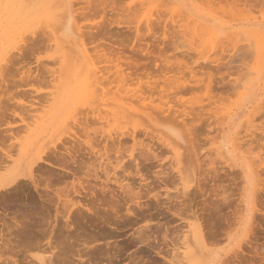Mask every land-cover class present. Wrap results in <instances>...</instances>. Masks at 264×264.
Masks as SVG:
<instances>
[{
  "label": "rangeland",
  "instance_id": "374dc122",
  "mask_svg": "<svg viewBox=\"0 0 264 264\" xmlns=\"http://www.w3.org/2000/svg\"><path fill=\"white\" fill-rule=\"evenodd\" d=\"M25 1L28 4L27 0H0V149L3 146V136L12 132L15 135L12 136L18 137L19 134V138L31 135L27 147L28 156L21 161V167L25 169L41 148H47L48 151L58 146L63 149L61 144L69 140L67 146H71L70 137L74 134L75 137L81 136L78 137V144H82L81 148L85 147L86 150H83L87 152L86 146L80 143L85 140L84 131L79 132L86 127L91 144L96 150L111 144L108 147L113 146L112 149H116L118 153L110 152L111 160L108 163L104 158V164L100 161L103 167L107 163V170L108 167L112 170H108L110 182L102 180L105 175L101 170L96 171L99 178L103 176L97 181L94 177H85L86 166L80 165L81 168H86L82 172L81 168L80 171L77 170L81 158L86 155H83L82 150L80 153L83 156L76 155V158H80L74 163L78 166V172L73 164L69 165L77 172L79 183L83 179L82 186L88 187H85L88 194L82 191L84 205L88 201H95L94 207H98L101 202L104 204L94 208L93 204L88 203L90 211L81 208L83 212L79 210L82 214L80 223L72 225L69 231L71 237L67 235L65 228L60 229L65 226L64 221L55 218L53 209H46L49 201L56 200L52 193L55 192L54 189L57 191L62 188V192L65 189L64 193L67 194L72 192L71 188L77 179H74L71 168L67 171L45 163L32 166L33 175L37 174L38 177L35 176L34 181L38 180L40 186L37 191H42L40 197L29 185L30 182L22 180L19 190L27 186L30 189H23L26 191H23L25 196L18 193V202L13 201L16 205L9 207L8 211H14L24 201H30L31 206L38 209H33L28 202L27 205L24 202L22 211L27 213L28 209L32 210L28 213L34 216V220L37 216L36 222L45 227L46 234H49L44 240L48 236L50 243H54L61 238H58V233L62 236L61 240L67 237L64 239L66 241H58L57 244H63L61 246L65 251L62 253V257H65L59 259V264H73L75 261L70 259V255L72 252L75 255L74 252L80 249V245V251L83 250L82 254L86 253L90 264H195L194 259L181 254L187 245L182 244V239L186 238L184 234H189L188 238H191V244L188 245L190 249L199 252L194 255L197 257L202 253L193 241L195 225H199L203 233L206 232L204 243L212 264H264V113L261 115V110H264V30L257 24L264 20V5H257L254 0H70L73 11L75 10L73 16L77 19L72 22L74 25L70 24L71 29L69 27L66 30L65 26L62 29L60 25L65 8L62 0H30L28 7ZM160 12L162 16L158 14ZM150 21L154 24L152 28L149 27L153 29L152 33L146 29L150 26ZM84 30H88L86 33L89 38L82 32V39L92 38L90 41L86 39L81 42V37H76ZM222 37L226 40H221ZM149 55H152V61L148 60ZM116 58L138 64L139 71L134 70L137 74L133 73L122 81L114 73ZM125 67L127 68L123 66V69ZM92 72L98 74L94 75ZM125 73H129L127 69ZM162 79L165 85L163 81L160 82ZM146 81L149 84L159 82V87L166 86L162 87L164 92L167 91V95H164L166 97L159 99L157 93L153 95L147 92L144 84ZM169 83L174 90L169 88ZM140 92L147 93V100L143 97L144 104L142 99L138 103L139 97L144 95ZM131 94L133 97L130 100L135 102L127 100ZM137 95L138 98L135 97ZM150 96H153L152 99ZM125 103L133 108L129 111V116L132 113L130 117L122 113ZM146 104H149L148 110ZM159 108L164 112L158 111ZM204 108L206 109L203 110ZM135 115L137 117H133ZM198 115L201 117H197ZM209 115L213 118L209 119ZM25 119L26 122H21ZM186 120L192 123H185ZM24 123L30 124L28 134L20 130ZM178 124L181 127L184 124L187 126L180 128ZM6 130L8 133L4 134ZM132 132L135 142L128 137ZM120 140L122 143L119 145ZM15 142H6V145ZM220 144L227 151L228 160L218 155L216 148ZM129 149L133 150V157H129ZM117 156L119 160L123 158L121 165L128 170L129 175L126 173L123 176L120 168L114 169L115 166H111L112 162L115 164ZM87 159L88 166V154L82 163H86ZM39 164L43 167L40 165L37 168ZM41 169L47 174L43 175L44 170ZM137 169L147 180V187L134 175ZM91 174L93 171L89 173ZM114 178H119V181L125 179L122 184H132L130 186L133 192L123 194L112 183ZM43 180L47 182L49 189H42L41 186L45 184ZM104 185L108 186L101 192L100 188ZM74 186L77 188L78 184ZM12 190L9 192L15 193L16 190ZM94 190L100 191V194ZM5 193L2 192L1 195ZM64 193L62 194L65 195ZM130 195L141 198L135 200L131 196L128 201ZM68 196L71 199L78 198V201L81 197L72 193ZM107 202L112 203V207L116 204L115 209H108L111 206ZM40 203H43L41 206H46L40 208ZM107 206L109 207L106 208ZM127 208L133 212L131 215L126 214ZM105 210L109 214L101 213ZM79 212H73L74 217L71 215V218H76L78 215L75 214ZM35 214L40 215L47 223L44 222L43 225V221L38 220L41 219L40 216ZM176 214L181 215L182 220ZM48 231L53 233L52 237L58 236L53 239ZM210 232L216 234V237ZM138 233L149 239L139 244L136 240ZM11 240L13 236L10 242L15 244V240ZM49 240L45 242L42 239L38 243L42 245L44 242L43 245H46ZM65 242H70L74 248L71 250V246ZM158 252L166 259L158 256ZM14 256H5L10 260L9 264L12 261L13 264L21 262H17L19 257ZM182 257L190 262L183 261Z\"/></svg>",
  "mask_w": 264,
  "mask_h": 264
},
{
  "label": "bare ground",
  "instance_id": "6f19581e",
  "mask_svg": "<svg viewBox=\"0 0 264 264\" xmlns=\"http://www.w3.org/2000/svg\"><path fill=\"white\" fill-rule=\"evenodd\" d=\"M28 1V4L26 3V1L24 2V3H26L27 4V7L29 6V1L30 0H27ZM31 2H33V1H31ZM254 2H256L257 3V5H259V4H261V5H264V0H254ZM62 3H64L63 5H65L64 7V16H62V20H63V22L61 23L60 22V25H61V28L63 29V26H65L66 27V30H69V27H70V29H71V23L75 20L76 21V19L74 18V16H73V14H74V12H75V10L73 11V7H72V3H71V1L70 0H62ZM54 4V3H53ZM25 5V4H24ZM45 5V4H44ZM254 6H256V5H254ZM9 7V6H8ZM24 7V6H23ZM253 7V6H252ZM263 7V6H262ZM254 8H258V7H254ZM26 9V8H25ZM24 9V10H25ZM261 9V8H260ZM27 10V9H26ZM133 11H135V10H133ZM158 12V11H157ZM40 14V13H39ZM159 15L161 14V12L160 13H158ZM2 15V14H1ZM25 16V15H24ZM160 16H162V14L160 15ZM42 17V16H41ZM24 18V17H23ZM44 18V17H43ZM21 20V19H20ZM31 20V19H30ZM155 20V19H154ZM40 21H42L43 23H44V21L43 20H40ZM153 21V20H152ZM161 21V20H160ZM22 22H23V19H22ZM42 22H41V24H42ZM155 22H156V20H155ZM158 22H159V20H158ZM149 23H153V22H149ZM148 23V24H149ZM161 23V22H160ZM40 24V25H41ZM150 24V26L148 25V27L146 28L147 29V31L148 32H151L153 29H151L152 27L151 26H154V24H152L151 25ZM157 24V23H156ZM162 24V23H161ZM257 24H258V26L261 28V29H263L264 30V20H262L261 22H257ZM43 25V24H42ZM67 25V26H66ZM70 25V26H69ZM72 25H74L73 23H72ZM200 25V24H199ZM199 25H197V26H199ZM42 27V26H41ZM149 27H151V28H149ZM180 27V26H179ZM196 27V26H195ZM40 28V27H39ZM82 28V27H81ZM20 29V28H19ZM85 29H87V27L85 28ZM66 30H64L65 32H66ZM88 31V30H87ZM87 31H81L79 34H81V35H79V34H77V36L76 37H78L79 39H80V37L82 36V37H84V34H82V32H85V35L87 34V37H88V33H86ZM21 32V31H20ZM23 32V31H22ZM90 33V32H89ZM152 33V32H151ZM22 35V34H21ZM226 35V34H225ZM89 36H91V34L89 35ZM227 36H229V35H227ZM227 36H224L225 38H227ZM26 37V36H25ZM82 37H81V39H82ZM224 37H222V39L221 40H224L225 38ZM231 37V36H230ZM229 37V38H230ZM78 38H76V39H78ZM89 38V37H88ZM88 38H86L87 39V41H90L92 38H90V40H88ZM224 38V39H223ZM86 39H82L81 40V42L82 41H84V40H86ZM218 39H220V38H218ZM28 40V39H27ZM226 40V39H225ZM23 41H24V38H23ZM26 41V40H25ZM93 41V40H92ZM17 42V41H16ZM78 41L76 40V43H77ZM222 42V41H221ZM230 42V41H229ZM13 43V42H12ZM15 43V42H14ZM84 43V42H83ZM82 43V44H83ZM88 43V42H87ZM89 43H91V42H89ZM216 44V43H215ZM218 44V43H217ZM221 44V43H220ZM79 45V44H78ZM86 45V44H85ZM214 45V44H213ZM19 47V46H18ZM18 47H17V50H19L18 49ZM21 47V46H20ZM219 47V46H218ZM217 47V48H218ZM9 48V47H8ZM215 48H216V45H215ZM86 49V48H85ZM94 49H95V47H94ZM93 49V50H94ZM214 49V48H213ZM87 52H89V50H86ZM219 51V50H218ZM2 52V51H1ZM6 52V51H5ZM94 52V51H93ZM98 53V52H97ZM235 53H236V50H235ZM14 54V53H13ZM151 54V53H150ZM11 55V54H10ZM95 56V55H94ZM152 55H149L148 57H149V61H152L153 60V57H151ZM79 57V56H78ZM93 57V56H92ZM146 57H147V55H146ZM150 57H151V59H150ZM9 58V57H8ZM8 58H5V59H8ZM91 58V57H90ZM99 58V57H98ZM95 59H96V57H95ZM93 60V59H92ZM5 61V60H4ZM6 61H9V60H6ZM113 61V60H112ZM106 62V61H105ZM114 65H113V68L116 70L114 73H115V75H117L119 78H121V80L122 81H124L125 80V77L126 78H129L131 75H133V73L134 74H137L136 72H138L139 71V65L138 64H136V63H129L127 60L125 61H121L120 60V58H116L115 60H114ZM125 62V63H124ZM7 63V62H6ZM112 63V62H111ZM4 64V63H3ZM96 64V63H95ZM123 64H126V65H123ZM149 64H150V62H149ZM6 65V64H5ZM123 66H127V68L125 67L124 69H123ZM145 66V65H144ZM2 67V66H1ZM150 67V66H149ZM138 68V69H137ZM146 68H147V66H146ZM1 69V68H0ZM126 69H127V71L129 72V73H125V71H126ZM148 69V68H147ZM136 71V72H133V71ZM138 70V71H137ZM149 70V69H148ZM145 71V70H144ZM100 72V71H99ZM54 73V72H53ZM94 75L96 74H98V72L96 73V72H92ZM167 74V73H166ZM182 74V73H181ZM165 75V74H164ZM174 76V75H173ZM164 77V76H163ZM172 77V76H171ZM56 77H54V79H55ZM140 81V80H139ZM164 82V80L162 79L160 82ZM166 81V80H165ZM171 82V81H170ZM157 83H159V82H156V81H154L153 83H151V84H149L147 81L144 83L145 84V86H146V91L147 92H149V93H151V94H153L154 95V93H157L158 95V97H159V99H163V97H164V95H167L165 92H167V91H165L164 92V90L162 89V87L165 85V82H164V85H163V83H162V87H159L160 86V84H159V86L157 85ZM170 84L171 83H169L168 84V86H169V88H174V87H170ZM153 85V86H152ZM166 85H167V83H166ZM172 85V84H171ZM168 86H167V88H168ZM164 87H166V86H164ZM181 87V86H180ZM167 88H164V89H167ZM177 88V87H176ZM180 89H182V88H180ZM168 90V89H167ZM174 90V89H173ZM176 90V89H175ZM178 90V89H177ZM182 91V90H181ZM184 91V90H183ZM182 91V92H183ZM163 92L165 93V94H163ZM174 92V91H173ZM177 92V91H176ZM210 92V91H209ZM139 93V92H138ZM141 93V95H143L141 98L137 95V96H135L136 98H138L139 97V99H138V103H139V100L140 99H142L143 101H142V104H144L143 102L145 101V95L147 94L146 92H140ZM146 93V94H145ZM180 93V92H179ZM178 93V94H179ZM211 93V92H210ZM136 94V92L134 93V95ZM175 94V93H174ZM178 94H176V95H178ZM133 94H131L130 96H128V101L130 100V97H133L132 96ZM163 95V96H162ZM169 95V94H168ZM172 95H173V93H172ZM171 95V96H172ZM148 96H149V94H148ZM148 96H147V98H148ZM143 97L145 98V99H143ZM151 97V99H152V97L153 96H150ZM166 97V96H165ZM164 97V98H165ZM136 98H135V100H136ZM172 98V97H171ZM211 98H213V97H211ZM47 99V98H46ZM158 99V98H157ZM175 99V98H174ZM126 100V99H125ZM147 100V99H146ZM149 100H150V98H149ZM171 100V99H170ZM132 101H134V100H132ZM131 100H130V102H132ZM167 101H168V99H167ZM135 102V101H134ZM150 102V101H149ZM152 102V101H151ZM150 102V103H151ZM171 102V101H170ZM173 102V101H172ZM134 104V103H133ZM160 104V103H159ZM161 104H163V103H161ZM209 104V103H208ZM213 104V103H212ZM260 104V103H259ZM31 105V104H30ZM140 105V104H139ZM149 105V104H148ZM147 104H146V109H147V106H148ZM164 105H166V103L164 104ZM209 105H211V104H209ZM32 106V105H31ZM162 106V105H161ZM28 107H30V106H28ZM39 107H42V106H39ZM209 107V106H208ZM263 107V106H262ZM261 107V108H262ZM35 108H37V107H35ZM149 108H150V106H149ZM151 108H153L154 110H157V109H155L153 106L151 107ZM198 108H199V106H198ZM201 109H202V107H200ZM264 108V107H263ZM27 109V107H25V110ZM39 109V108H38ZM122 109H123V111H122V113H126L127 114V116H129L128 114H129V111L130 110H133V108H131L130 107V104H128V103H125V105L124 106H122ZM152 109V110H153ZM206 108H204L203 110H205ZM214 109V108H213ZM219 109V108H218ZM28 110V109H27ZM26 110V112H28ZM31 110H32V108H31ZM31 110H29V111H31ZM41 110V109H40ZM148 110V109H147ZM170 110V109H169ZM192 110H193V108H192ZM216 110V112H217V109H215ZM258 110H259V107H258ZM32 111H34V108H33V110ZM37 111V110H36ZM36 111H35V113H36ZM39 111V110H38ZM158 111H160V112H162L163 110H162V108H159V110ZM166 111V110H165ZM173 111V110H172ZM194 111H196V110H194ZM200 110H198V112H199ZM262 111V113H261V115L264 113V110H261ZM40 112V111H39ZM90 112V111H89ZM89 112H88V114H89ZM119 112V111H118ZM160 112H159V114H160ZM164 112V111H163ZM183 112V111H182ZM198 112H194V113H198ZM203 112V111H202ZM206 112V111H205ZM204 112V113H205ZM211 112V111H210ZM87 113V112H86ZM166 113V112H165ZM181 113V112H180ZM212 113V112H211ZM117 114H119V113H117ZM132 114V113H131ZM130 114V116H132ZM161 114H163V113H161ZM214 114V113H213ZM216 114V113H215ZM214 114V115H215ZM148 115V118H149V120L150 121H152L153 122V120L150 118V116H149V114H147ZM193 115V114H192ZM197 115V114H196ZM201 115H203L202 113H201ZM205 115V114H204ZM208 115V114H207ZM216 115H218V113L216 114ZM260 115V114H259ZM126 116V115H125ZM129 116V117H130ZM178 116L180 117V114H178ZM182 116V115H181ZM34 117V116H33ZM108 117H109V115H108ZM133 117H137L136 115L135 116H133ZM197 117H201L200 115H198ZM196 117V118H197ZM227 117H229V114L227 115ZM31 118H32V116H31ZM35 118H37V117H35ZM110 118V117H109ZM119 118V117H118ZM213 118V116H211L210 117V115H209V119H212ZM22 119V118H21ZM30 119V118H29ZM83 119H84V117H83ZM89 119V118H88ZM129 119V118H128ZM188 119V118H187ZM193 119H195V118H193ZM31 120V119H30ZM118 120H120V118L118 119ZM126 120V119H125ZM165 120V119H164ZM78 121V120H77ZM182 121H183V119H182ZM190 121V120H189ZM188 120H186L185 121V123L186 122H189ZM20 122V121H19ZM21 122H26V119H25V121L24 120H21ZM32 122V121H31ZM81 122V121H80ZM110 122V121H109ZM129 122H130V120H129ZM128 122V123H129ZM191 122V121H190ZM189 122V123H190ZM195 122H197V121H195ZM195 122H193V123H195ZM79 123V122H78ZM126 123H127V121H126ZM189 123H187V124H189ZM192 123V122H191ZM25 125L23 126V127H21L22 129H20V128H17V130H22V132L25 134H28V131H29V126H30V124H27V123H24ZM84 124V123H83ZM119 124H121V123H119ZM178 125H180V124H178ZM185 125L186 124H184V127H185ZM85 126V125H84ZM182 125H180L179 127L180 128H184V127H181ZM187 126V125H186ZM248 126H250V125H248ZM190 127V126H189ZM192 127V126H191ZM190 127V128H191ZM251 127H252V125H251ZM254 127V126H253ZM252 127V128H253ZM247 128V127H246ZM255 128V127H254ZM76 129H78V128H76ZM80 129V128H79ZM81 129H83L82 131H80L79 130V132H83L84 131V138H85V140H84V142L81 140L80 141V143H83L85 146H86V148H87V152H85L84 150H86V149H84V148H81V145L82 144H78V141H79V138L81 137V136H78V137H75V134H74V136L73 137H70L71 138V146H67V143L68 142H70V140L66 143V141H65V143L64 144H61L62 145V148L63 149H61V151H60V149L58 148V146H55V147H53L52 149H49L48 151L46 150L47 148H41L36 154H35V156L33 157V159L32 160H30L29 161V163H28V165H27V167L25 168V169H23L22 167H21V161L22 160H25V158L28 156V153H29V149L27 148L28 147V145H29V143H30V141H29V138L31 137V135H30V137H20L19 138V134H18V132H17V134H18V137L16 136V137H14L15 135H14V132H12V134L14 135V136H12V134L10 133L9 135H6V136H3L2 137V141H3V146H2V148L0 149V243H1V246L0 247H2V250L0 249V264H9V262H10V260H8V257L6 258L5 256H8V255H15L14 257H19V259H18V261L17 262H20L19 264H59L60 262H58L59 261V259H61V258H64V257H62V253H64L65 251L62 249V247L63 246H61V245H63V244H60V245H58L57 246V244H59L58 243V241H63L65 238L67 239V237H63V240H61L62 239V236H60V234L58 233V238L59 237H61V238H59V239H56L55 241L56 242H54V240H52L54 243H50V238H48V236H47V239L49 240L48 242H47V244L46 245H43V243H42V245H41V243H38L39 241H42V239H43V241H45L46 242V240H44L45 239V237H46V235H49L48 233L46 234V232L47 231H45L44 229H45V227H43V226H41L39 223H37L36 222V219H37V216H36V218H35V220L33 219V217L31 216V214H29L28 213V211L30 212V211H32V210H30V209H28V211H27V213H26V211H22V206H23V203L25 202H21L22 203V205L20 204V203H18V204H20L21 206H18V208L16 209V210H14V211H12L11 210V212L10 211H8V208L9 207H11V206H14V205H16V204H14V202L13 201H15L16 200V203L18 202V200H19V198H18V193H23V191H25L26 189H27V187H23V189H25V190H19V187L21 186V185H19L20 184V182L22 181V180H26V181H28V182H30V184L29 185H31V187H33L35 190L34 191H37L38 190V187L40 188V186L38 185L39 184V182H38V180H36L38 183L36 184V181H34V177L36 176L37 177V174L36 175H33V169H32V166H34V165H36L37 163H45V164H47V165H51V166H54V167H57V168H59V169H62V170H67V169H70V170H72L73 168L72 167H69V165L71 164H73L74 166H75V162L78 160L77 158H80L81 156H83V155H85V153H86V155L88 154V158H89V164H88V166H87V163H88V159L86 160L87 162L85 163H82V160L84 161V157L86 156H84L83 158H81L82 160H81V163L79 164V163H76V164H79V169H77V170H79L80 171V165H84V167L86 166L87 167V169L86 168H84V169H86L87 170V172H85L86 174H85V177L86 178H91V177H94V180H99L100 178H102V177H98V175H97V172L96 171H98V170H101V171H103L104 172V175H105V179H102V180H106V181H109L110 182V180L111 179H109V173H110V171L112 172V170L111 169H109V167H108V170H110L109 172H108V170H107V166H109V165H107V163L111 160L110 159V157L111 156H109V153L111 152H113L114 154H117L118 152H117V150L115 151L114 149H112V147H110L111 146V144H108V145H110L109 147H108V145L107 146H103V148L102 149H98V150H96V148H94V146H92L93 145V143L91 144V141H90V138H89V136H88V134H87V130H86V127H83V128H81ZM8 130V129H7ZM5 131V133L4 134H7L8 133V131ZM222 130H223V128H222ZM256 130V129H255ZM11 130L9 129V132H10ZM15 131V130H14ZM190 131V130H189ZM249 131V130H248ZM262 131V130H261ZM223 132V131H222ZM262 132H264V131H262ZM2 133H3V131H2ZM126 133V132H125ZM129 133H131V132H129ZM252 133V132H251ZM127 134V133H126ZM260 134H261V132H260ZM91 135V134H90ZM123 135H125V134H123ZM248 135V134H247ZM72 136V135H71ZM119 136V135H118ZM130 136V138H131V140L133 141V142H135V137H134V134H133V132H132V134H130V135H128V137ZM250 136V135H249ZM248 136V137H249ZM137 137V136H136ZM262 137H264V136H262ZM245 139H246V137H244ZM243 138V139H244ZM255 138V137H254ZM98 139V138H97ZM264 139V138H263ZM249 140V139H248ZM252 139H250V141H251ZM259 140V139H258ZM262 140V139H261ZM260 140V141H261ZM12 141H16L15 143H11L10 145H6V142H12ZM29 141V142H28ZM63 141V140H62ZM103 140H101V142H102ZM115 141V140H114ZM114 141H112V142H114ZM121 141V140H120ZM243 141V140H242ZM254 141V140H253ZM255 141L257 142V139H255ZM104 142V141H103ZM116 142V141H115ZM252 142V141H251ZM109 143V142H108ZM118 143V142H117ZM122 143V141L119 143V145ZM101 144H103V143H101ZM116 144V143H115ZM247 144H248V142H247ZM252 144H254V143H252ZM118 145V146H119ZM135 145V144H134ZM133 145V146H134ZM251 145V144H250ZM115 146V145H114ZM235 146V145H234ZM239 146V145H238ZM238 146H237V148H238ZM242 146V145H241ZM259 146V145H258ZM83 147V146H82ZM249 147V146H248ZM58 148V149H57ZM115 148V147H114ZM121 148V147H120ZM242 148V147H241ZM261 148V147H260ZM263 148V147H262ZM84 149V150H83ZM217 153H218V155L219 156H223L224 158H225V160L227 159L228 160V157H227V151L224 149V146L222 145V144H220L217 148ZM264 149V148H263ZM57 150H59V151H57ZM84 151V154L82 155L81 153H80V151ZM239 150V149H238ZM251 150V149H250ZM119 151V150H118ZM128 152H130L129 153V157H133V155H132V153L131 152H133V150L131 151L130 149H129V151ZM81 154V155H80ZM251 154V153H250ZM76 155H80V157H77L76 158ZM141 155V154H140ZM92 156V157H91ZM144 156V155H143ZM76 158V159H75ZM91 158H93V159H91ZM103 158H104V160L107 162L106 163V165H104V167L102 166L104 163V161H102L103 160ZM113 158V157H112ZM86 159V158H85ZM135 159V158H134ZM76 160V161H75ZM90 160H91V162H90ZM119 157L117 156V157H115V164H113V162H112V164H111V166L112 165H114L115 167H114V169H117V168H120L121 169V173H122V175L124 176V174H126L127 173V171L124 169V166H122L121 165V163H122V160H123V158H121L119 161ZM100 161H102V163L103 164H100L101 162ZM134 161H136V160H134ZM97 162V166H95V163ZM179 162H180V159H179ZM94 164V165H93ZM179 164V163H178ZM40 165L41 164H39V166L37 167V168H39L40 167ZM70 165V166H71ZM42 166V165H41ZM73 166V167H74ZM36 167V166H35ZM43 167V166H42ZM78 167V166H77ZM76 166H75V170H76V168H77ZM96 167V168H95ZM93 169L92 171H93V174H91V175H89V173L90 172H92V171H90L89 172V170H91V169ZM83 168H81V172L84 170H82ZM89 169V170H88ZM34 170H35V168H34ZM42 171L44 170V169H41ZM75 170H72L74 173L72 174L73 176H74V179L76 178L77 179V181H76V183L78 184V189L76 188V186H74V185H76V183L73 185V187L71 188L72 189V192L70 191L69 193H72L74 196H76V197H80V199L83 197L82 196V191L84 192L85 191V187L86 188H88L87 186H82V182L84 181L83 179H82V182L81 183H79V179L80 178H78L77 177V172H75ZM107 170V171H106ZM37 171H38V169H37ZM68 171V170H67ZM120 171V170H119ZM179 172H180V170H178ZM39 172H41V171H39ZM44 172V174L43 175H46L47 173L45 172V170L43 171ZM42 172V173H43ZM51 172V171H50ZM68 173H71V171L70 172H68ZM100 173V172H99ZM113 173H115V172H113ZM58 174V173H57ZM83 174V173H82ZM117 174V173H116ZM115 174V175H116ZM130 173H127V175H129ZM49 175V174H48ZM63 175V174H62ZM65 175H67V174H65ZM71 175V174H70ZM69 175V176H70ZM79 175V174H78ZM118 175V174H117ZM134 175H136L139 179H140V182L145 186V187H147L148 185H145V184H147V180L145 179V178H143V175L141 174V172H140V170L139 169H137L136 170V174H134ZM51 176H52V174H51ZM54 176V175H53ZM60 176V175H59ZM64 176V175H63ZM72 176V177H73ZM99 176H100V174H99ZM122 176V177H123ZM169 176V175H168ZM55 177V176H54ZM79 177H81V176H79ZM127 177V176H126ZM38 178V177H37ZM36 178V179H37ZM60 178V177H59ZM64 178H66V176L64 177ZM82 178V177H81ZM120 178V177H119ZM119 178L117 179V178H114V180H113V182L112 183H114L117 187L116 188H118V190L119 191H121L123 194L125 193L126 194V192H133V188L131 187L132 186V184H122L123 183V181L125 180V179H123L122 181H119ZM56 179H57V177H56ZM61 179H62V177H61ZM67 179V178H66ZM73 179V178H72ZM164 179V178H163ZM163 179H162V181H163ZM39 180H41L42 181V179H39ZM138 180V179H137ZM40 181V182H41ZM43 181H45V180H43ZM62 181H64V180H62ZM69 181H70V178H69ZM75 181V180H74ZM89 181V180H88ZM24 182V181H23ZM61 182V181H60ZM90 182V181H89ZM27 183V182H26ZM45 184H43V185H46V186H41V187H43L42 189L44 190V188H46V189H49V186H47V182L45 181L44 182ZM50 183V182H49ZM48 183V184H49ZM85 183V182H84ZM87 183V182H86ZM96 183V182H95ZM128 183V182H127ZM22 184V183H21ZM90 184V183H89ZM108 184V183H107ZM63 185V184H62ZM93 185H95V184H93ZM97 185H98V182H97ZM101 185H103V184H101ZM131 185V186H130ZM140 185V184H139ZM163 185H166V183H164L163 182ZM19 186V187H18ZM100 186V185H99ZM105 186V187H104ZM103 186V188H100V191L101 192H104L105 191V188L108 186H106V185H104ZM142 186V185H141ZM16 187H18V188H16ZM90 187H92V185L90 186ZM134 187V186H133ZM166 187H167V185H166ZM22 188V187H21ZM29 189H30V187H28ZM109 188V187H108ZM141 188H143V186L141 187ZM140 188V189H141ZM12 189H15L16 191H15V193H13V194H11L9 191L10 190H12ZM17 189H18V191H17ZM50 189H51V187H50ZM54 189V187L52 188V190ZM62 188H60V190H61ZM64 189V188H63ZM67 189V188H66ZM70 189V190H71ZM28 190V189H27ZM51 190V191H52ZM60 190H55L54 189V191L55 192H52V193H54L55 194V196H56V200L54 201V199H53V196H52V198L51 199H53V200H51V201H49L48 202V207L46 208L47 210L49 209V207H50V209H53L54 210V212H55V218H57L58 217V219L57 220H63L64 221V225L65 226H61L62 228H60V229H63V228H65L67 231H68V233H67V235H69V231L72 229V225H76L77 226V224H79L80 223V221H79V219L81 218V216H82V214L79 212V210H81V212H83L82 211V209L81 208H84L86 211H90V209L87 207V204L90 202V201H88V202H86L85 204L86 205H84V201H83V199H81L82 201H83V205H81V202H80V199H79V201H78V198H75L74 199V197H73V199H71L69 196H68V194L67 193H64L65 192V189H64V192H62V190L60 191ZM89 190V189H88ZM90 190H92L91 188H90ZM99 190V189H98ZM98 190L96 191V190H94V191H96V192H98ZM110 190V189H109ZM112 190V189H111ZM117 190V189H116ZM12 191H14V190H12ZM29 191V190H28ZM27 191V192H28ZM31 191V190H30ZM94 191H90V192H94ZM99 191V192H100ZM113 192H115V190H112ZM8 193V195H6V196H4V195H1V193ZM42 192V191H41ZM40 192V193H41ZM68 192V191H67ZM85 192H87V191H85ZM98 192V193H99ZM129 192V193H130ZM24 193H26V191L24 192ZM24 193H23V195H24ZM29 193V192H28ZM38 191H37V194L39 195L40 194ZM62 193H64L65 195H63ZM98 193H96V194H98ZM109 193H111V192H109ZM128 193V194H129ZM140 193V192H139ZM147 193V192H146ZM62 194V195H61ZM87 194H88V192H87ZM94 194V193H93ZM100 194V193H99ZM112 194V193H111ZM119 194V193H118ZM121 194V193H120ZM119 194V195H120ZM127 194V195H128ZM148 194H149V192H148ZM37 195V196H38ZM45 195V197H46V193L44 194ZM52 195V194H51ZM50 194H49V196H51ZM71 195V194H70ZM83 195H85V197L87 196L85 193L83 194ZM117 195V194H116ZM118 195V196H119ZM21 196V195H20ZM25 196V195H24ZM32 196V195H31ZM54 196V197H55ZM112 196V195H111ZM121 196V195H120ZM131 196H132V198H131ZM148 196V195H147ZM39 197H40V195H39ZM44 198V196H41V198ZM95 197V196H94ZM97 197H99V196H97ZM113 197V196H112ZM115 197V196H114ZM117 197V196H116ZM155 197V196H154ZM21 198H23L22 196H21ZM33 198V197H32ZM40 198V199H41ZM88 198V197H87ZM90 198H92V197H90ZM133 199L134 197H133V195H130V197L128 198V201H129V199ZM141 197L139 196V198H134L135 200L136 199H140ZM18 199V200H17ZM24 199V198H23ZM27 199V198H26ZM101 199V198H100ZM225 199V198H224ZM223 199V200H224ZM25 200V199H24ZM28 200V199H27ZM26 200V201H27ZM29 200H31V198L29 197ZM42 201H43V199H41ZM50 200V199H49ZM86 200V199H85ZM47 201V200H46ZM93 201V200H92ZM98 201H100V200H98ZM97 201V202H98ZM108 201H110V200H108ZM130 201H132V200H130ZM28 202V204H30V206H31V203H29L30 201H27ZM27 202H25V204L27 203ZM93 202H95V201H93ZM93 202L92 203H89V205L91 204H93ZM111 202V201H110ZM34 203V202H33ZM32 203V204H33ZM44 203H45V199H44ZM96 203V202H95ZM100 203V202H99ZM101 203H103V202H101ZM99 204V205H97L98 207L99 206H101L102 207V205L104 206V204ZM105 203V202H104ZM117 203V202H116ZM123 203V202H122ZM131 203V202H130ZM34 204H36V203H34ZM41 204H43V203H40V208L41 207H44V206H46V205H44V206H41ZM107 204L108 205H110L111 206V204L112 203H109V202H107ZM115 204V203H114ZM126 204V203H125ZM136 205H138V203L136 202L135 203ZM27 205V204H26ZM94 205H96V204H93V206L92 207H94ZM124 205V204H123ZM25 206V205H24ZM23 206V207H24ZM30 206H29V208H30ZM33 206V205H32ZM31 206V207H32ZM35 206V205H34ZM38 206V205H37ZM105 206H106V204H105ZM113 206V205H112ZM109 207V206H107L106 208H108V209H115V207H116V204L114 205V207ZM125 206V205H124ZM26 207H28V206H26ZM91 207V206H90ZM91 207V208H92ZM96 207V206H95ZM94 207V208H95ZM98 207H96V208H98ZM100 207V208H101ZM21 208V209H20ZM33 208V207H32ZM39 208V209H40ZM169 208V207H168ZM14 209V208H13ZM33 209H38V208H33ZM44 209V208H43ZM42 209V210H43ZM111 209V210H112ZM24 210V209H23ZM26 210H27V208H26ZM47 210H45L44 209V212L46 211V214H47V212H48V214H49V211H47ZM52 210V211H53ZM93 211L94 210H96V211H100V209L98 210V209H92ZM91 210V211H92ZM110 210V211H111ZM168 210V209H167ZM106 211H108V210H105L104 212L102 211L101 213H105ZM109 211V212H110ZM114 211V210H113ZM125 211V210H124ZM171 211V210H170ZM12 213L11 215H12V217H11V215H9L10 213ZM73 212H79V214H75V215H78L76 218H74V219H72L71 218V215H72V213ZM114 212H116V210L114 211ZM172 212V211H171ZM50 213H51V211H50ZM101 213H100V215H101ZM106 213H108V212H106ZM133 212H131V209H129V208H127L126 209V214L127 215H131ZM175 213V212H174ZM33 214H34V212H33ZM81 214V215H80ZM92 214H94L93 212H92ZM109 214V213H108ZM35 215H38V214H35ZM52 215H54V213L52 214ZM106 215V214H105ZM114 215V214H113ZM40 215H38V217H39ZM44 216V215H43ZM47 216V215H46ZM50 216V215H49ZM60 216V217H59ZM73 217H74V215H72ZM176 216H178V217H180L181 215H179V214H176ZM51 217V216H50ZM94 219H95V217H94V215L92 216ZM91 217V218H92ZM182 217V216H181ZM181 217H180V219H181ZM39 218H41V216L39 217ZM44 218V217H43ZM47 219V218H46ZM97 220H98V217L96 218ZM197 219V218H196ZM38 220H44V219H38ZM37 220V221H38ZM57 220H56V222H57ZM108 220H110V219H108ZM107 220V221H108ZM182 220V219H181ZM198 220V219H197ZM50 221V220H49ZM54 221V220H53ZM44 222L45 221H43V225H44ZM51 222V221H50ZM55 222V223H56ZM60 222V221H59ZM40 223H41V221H40ZM45 223H47V222H45ZM54 222H52L51 224L53 225V226H55L54 224H53ZM103 223H105V222H103ZM105 224H109L108 222H106ZM46 225V224H45ZM52 225L50 226V227H52ZM41 226V227H40ZM236 226V225H235ZM43 227V228H42ZM49 227V228H50ZM212 227V226H211ZM39 228H41L43 231H41V229L39 230ZM65 229H63V230H65ZM194 229H195V234L193 235V241H194V243L197 245V247H199L200 249H201V251H202V253H201V255L200 256H198L197 255V257L194 255V254H198L199 252H196V250L195 249H193V250H191L190 249V246H188V245H190L191 243H190V239L188 238V235L187 234H184V235H186L185 237V239L186 240H189V241H185V239L183 240L182 239V244L184 245H186V248H185V250L183 251V253L181 252V254H183L184 256H186L187 258L189 257V259L191 258V259H194L195 261V264H212V262H211V257H210V253H209V250L206 248V245H205V243H204V240L206 241V239L205 238H207L206 236H205V233H203V230L201 229V227L199 226V225H195V227H194ZM53 229H51V231H52ZM44 231H45V233H44ZM49 232V231H48ZM53 233L55 232L54 230L52 231ZM60 232H63V231H60ZM142 233H143V231H141ZM216 232V231H215ZM229 232V231H228ZM50 233V232H49ZM52 233V234H53ZM142 233H138V236H137V238H136V240H137V242L139 243V244H142V243H144L146 240H148L149 238L148 237H144L145 235H143ZM189 233V232H188ZM51 233H50V236L52 235ZM78 234V233H77ZM208 234V233H207ZM210 234H213V233H211L210 232ZM209 234V235H210ZM214 235V234H213ZM216 235V234H215ZM214 235V236H215ZM13 236V240H15V244H12L11 242H10V239H11V237ZM53 236V235H52ZM51 236V237H52ZM57 236H55V237H52L53 239L54 238H56ZM70 237H71V235H69ZM73 236H74V234H73ZM214 236H212L213 237V239H215L214 238ZM226 236V235H225ZM224 236V237H225ZM81 237V236H80ZM182 237V236H181ZM190 237V236H189ZM211 237V236H210ZM216 237V236H215ZM218 237H219V235H218ZM69 238V237H68ZM79 238V237H78ZM82 238V237H81ZM181 239V238H180ZM212 239V238H211ZM13 240H11V241H13ZM79 240V239H78ZM81 240V239H80ZM215 240H217V239H215ZM220 240V239H219ZM51 241V242H52ZM64 241H66V240H64ZM153 241H155V238L153 239ZM185 241V242H184ZM222 241V240H221ZM220 241V242H221ZM77 242H79V241H77ZM184 242V243H183ZM213 242V241H212ZM65 243H68V242H65ZM82 243V242H81ZM55 244V245H54ZM70 246H71V243L69 242L68 243ZM72 244H74L75 245V243H73V241H72ZM181 244V245H182ZM207 244V243H206ZM69 245H68V247H69ZM65 246V245H64ZM81 246L82 245H80V249H81ZM83 246H84V244H83ZM67 247V246H66ZM79 247V246H78ZM77 247V248H78ZM65 248V247H64ZM74 248V246L72 247L71 246V250ZM65 249H67V248H65ZM80 249H78L77 251H75L74 253H76L75 255L73 254V252H72V256L70 255V259H72V260H74L73 262L75 263V264H84L85 262V264H90L88 261V256L87 255H85L86 253H85V247H84V253L85 254H82L83 253V250H82V252L80 251ZM83 249V248H82ZM197 249V248H196ZM70 250V247H69V249L67 250V251H69ZM76 250V249H75ZM173 250V249H172ZM64 251V252H63ZM177 251V250H176ZM195 251V252H194ZM197 251H198V249H197ZM211 251V250H210ZM81 252V253H80ZM66 253H69V252H66ZM66 253H65V255H66ZM61 256H60V255ZM181 254L179 255L180 256V259H181ZM157 255L158 256H160L162 259H166L160 252H158L157 253ZM175 255H177V254H175ZM4 256V257H3ZM87 256V257H86ZM178 256V257H179ZM71 257H73V258H71ZM3 258V259H2ZM177 258V257H176ZM10 259H11V261L13 260L12 259V257H10ZM90 259V258H89ZM185 259V260H184ZM182 260L183 261H187V263L188 262H190V261H188V259H186V258H183L182 257ZM13 262L14 261H12L11 263L13 264ZM70 262H71V260H70ZM88 262V263H87ZM169 262V261H168ZM73 263V264H74ZM170 264H173V263H171V262H169ZM70 264H72V263H70Z\"/></svg>",
  "mask_w": 264,
  "mask_h": 264
}]
</instances>
